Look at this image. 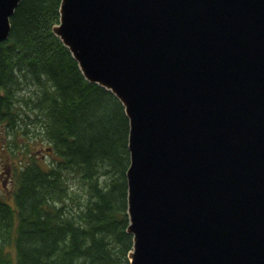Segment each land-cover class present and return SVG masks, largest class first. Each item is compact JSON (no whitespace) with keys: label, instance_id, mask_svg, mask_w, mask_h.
<instances>
[{"label":"water","instance_id":"95a60500","mask_svg":"<svg viewBox=\"0 0 264 264\" xmlns=\"http://www.w3.org/2000/svg\"><path fill=\"white\" fill-rule=\"evenodd\" d=\"M60 2L53 32L128 116L129 264H264V0Z\"/></svg>","mask_w":264,"mask_h":264},{"label":"trees","instance_id":"16d2710c","mask_svg":"<svg viewBox=\"0 0 264 264\" xmlns=\"http://www.w3.org/2000/svg\"><path fill=\"white\" fill-rule=\"evenodd\" d=\"M60 1L19 0L0 42V158H27L12 168V203L0 193V264H129L128 116L53 32ZM34 142L52 158L30 154Z\"/></svg>","mask_w":264,"mask_h":264},{"label":"rangeland","instance_id":"374dc122","mask_svg":"<svg viewBox=\"0 0 264 264\" xmlns=\"http://www.w3.org/2000/svg\"><path fill=\"white\" fill-rule=\"evenodd\" d=\"M22 88L20 89V91L26 96V97H30V96H34L35 93L38 90L37 86H34L32 84H27V83H23L22 84ZM22 107H24L25 109H27L26 104H24L23 102L21 103ZM5 135L7 138H10V135H6L5 132L1 129L0 130V136ZM5 139L3 138V143H4ZM22 141H20L19 143H22ZM40 143L39 142H34L33 145L31 146L32 151H30V154H34L36 156V158H39L40 160L44 161L45 159H51V152H47V150L44 149V145L41 147L39 146ZM24 147V145H22V147H19L20 150L22 151V148ZM26 161V155L25 153H18V155L16 157H10L8 160L3 158H0V173H1V178H0V193L3 196V198H6V200H8L9 202L12 203L11 200V194H12V188H13V180L11 178L12 175V168L14 165L19 164V161ZM72 177V176H70ZM69 182L71 183V187H73L74 189H78L80 190V187L77 186V180H75V178H71V180H69Z\"/></svg>","mask_w":264,"mask_h":264},{"label":"flooded vegetation","instance_id":"af4514ba","mask_svg":"<svg viewBox=\"0 0 264 264\" xmlns=\"http://www.w3.org/2000/svg\"><path fill=\"white\" fill-rule=\"evenodd\" d=\"M0 178H1V173H0Z\"/></svg>","mask_w":264,"mask_h":264}]
</instances>
